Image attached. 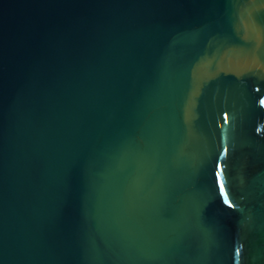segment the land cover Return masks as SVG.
Returning a JSON list of instances; mask_svg holds the SVG:
<instances>
[{
    "label": "water",
    "instance_id": "water-1",
    "mask_svg": "<svg viewBox=\"0 0 264 264\" xmlns=\"http://www.w3.org/2000/svg\"><path fill=\"white\" fill-rule=\"evenodd\" d=\"M0 264H264V0H0Z\"/></svg>",
    "mask_w": 264,
    "mask_h": 264
},
{
    "label": "snow or ice",
    "instance_id": "snow-or-ice-1",
    "mask_svg": "<svg viewBox=\"0 0 264 264\" xmlns=\"http://www.w3.org/2000/svg\"><path fill=\"white\" fill-rule=\"evenodd\" d=\"M221 188H223V183L221 182ZM227 202V201H226Z\"/></svg>",
    "mask_w": 264,
    "mask_h": 264
}]
</instances>
